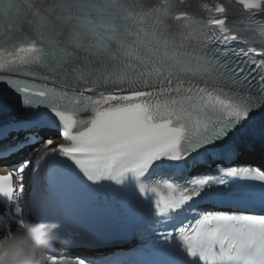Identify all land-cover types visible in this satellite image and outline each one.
<instances>
[{"label":"snow or ice","instance_id":"obj_1","mask_svg":"<svg viewBox=\"0 0 264 264\" xmlns=\"http://www.w3.org/2000/svg\"><path fill=\"white\" fill-rule=\"evenodd\" d=\"M199 8L0 0V235L28 220L26 182L110 191L172 225L167 264H264V214H243L264 213V170L235 163L264 150V0Z\"/></svg>","mask_w":264,"mask_h":264},{"label":"clouds","instance_id":"obj_2","mask_svg":"<svg viewBox=\"0 0 264 264\" xmlns=\"http://www.w3.org/2000/svg\"><path fill=\"white\" fill-rule=\"evenodd\" d=\"M58 221L18 223L14 231L0 235V264H52L56 242L69 244L71 236L59 237Z\"/></svg>","mask_w":264,"mask_h":264}]
</instances>
